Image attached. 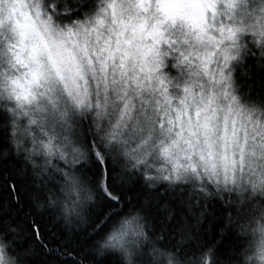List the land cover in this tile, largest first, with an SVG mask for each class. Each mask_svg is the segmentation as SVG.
<instances>
[{
  "label": "snow or ice",
  "instance_id": "snow-or-ice-1",
  "mask_svg": "<svg viewBox=\"0 0 264 264\" xmlns=\"http://www.w3.org/2000/svg\"><path fill=\"white\" fill-rule=\"evenodd\" d=\"M0 264H264V0H0Z\"/></svg>",
  "mask_w": 264,
  "mask_h": 264
}]
</instances>
